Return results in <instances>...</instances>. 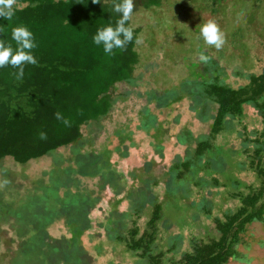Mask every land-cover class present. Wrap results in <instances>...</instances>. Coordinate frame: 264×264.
<instances>
[{
  "label": "trees",
  "instance_id": "16d2710c",
  "mask_svg": "<svg viewBox=\"0 0 264 264\" xmlns=\"http://www.w3.org/2000/svg\"><path fill=\"white\" fill-rule=\"evenodd\" d=\"M119 2L100 0V3L93 4L92 0H16L12 19L0 17V39L11 43L14 50L17 45L12 40V29L20 25L33 33L37 45L32 50L37 64L24 66L22 80H17V69L10 65L0 68V161L10 156L16 163L25 164L59 147L74 144L82 137L81 125L98 120L109 112L115 101L109 89L119 81L132 83L138 60L135 49L138 29L133 28L132 42L124 49H114L112 54H106L102 45L93 43L98 29L108 25L114 27L120 19V14L114 11V4ZM159 2L134 0L133 12L139 6L148 8ZM210 3L213 11H219L214 0ZM203 23L204 19L200 24ZM204 55L209 56L207 53ZM208 62L213 67L211 76L192 71L193 80L183 81L177 88L165 90L163 95L147 92L148 100L156 102L159 107L170 106L176 96L181 100L184 94H190L191 109L197 113V118L211 121L206 134L194 136L185 128L176 134L178 144L186 146V153L169 166L164 190L166 196L187 199L191 184L199 188L224 185L218 175L226 173L229 157L236 152L243 157L237 167L242 169L247 165L257 174L260 182L257 186L248 185L247 191L234 189L230 196L238 204L221 217L212 216L207 201L199 200L196 208L201 205L203 212L212 218L218 235L206 240H193L190 249L183 250L175 264H226L229 260L248 262L250 258L240 250L239 245L245 243L244 236L252 222H264V129L254 130L255 137L251 139L244 138L241 151L215 147L214 143L219 133L232 130L233 119L240 121L246 105L259 109L264 119V70L250 74L247 82L234 86L224 81L223 71L217 68V62L211 58ZM206 101L216 103L213 113ZM57 112L70 121V126L56 119ZM156 122V114L146 107L137 128L147 134L154 130L150 135L155 138L159 129ZM41 132L47 134V139H40ZM237 134L241 132L237 131ZM117 135L121 141L126 138ZM156 149H161V146L156 145ZM115 150L118 151L119 146ZM73 153L75 169L59 164L52 167L49 181H38L36 188L23 197L4 199L5 189L0 188V196L4 199L0 198V217L4 220L12 218V225L19 234L31 230V236L22 242V247L27 252L32 250V246H39L40 250L43 249L41 253L44 248L48 253L59 252L60 248L45 243L44 235L48 223L63 218L75 232L67 245L68 251L74 255L71 256L72 264H83L79 237L90 227L84 218L96 201L83 188L73 184L70 174L97 175L107 181L116 171L104 151L92 156L74 148ZM203 172H207L206 177L201 175ZM2 179L10 182L7 174ZM231 182L237 186L239 180L233 178ZM152 183L156 184L157 180ZM8 187L9 183L4 186ZM129 196V209L117 218L109 217L107 220L108 224L114 222L119 228L106 225V235L109 239L124 242L127 249L139 252L149 264H161V254L156 255L152 251L155 227L162 218L163 205L156 195L148 196L147 186L129 192ZM146 203L152 206L147 221L150 231L139 234L136 219ZM127 219L131 220V227L126 226ZM172 238L178 244L183 237ZM175 249V243L168 247L169 251ZM64 258L70 259L67 254Z\"/></svg>",
  "mask_w": 264,
  "mask_h": 264
},
{
  "label": "rangeland",
  "instance_id": "374dc122",
  "mask_svg": "<svg viewBox=\"0 0 264 264\" xmlns=\"http://www.w3.org/2000/svg\"><path fill=\"white\" fill-rule=\"evenodd\" d=\"M214 2L219 11H213L210 0H160L159 4L148 8L137 7L129 21L133 28L138 29L136 41L137 38L140 41H135L138 60L132 83L119 81L109 89L115 101L107 115L81 125L82 137L74 144L59 147L25 164L16 163L10 156L0 161V182L5 174L10 180L9 187H3L5 195H2L8 200L23 197L36 188L38 181H49V171L58 164L75 169L74 148L92 156L102 151L106 153L111 167L116 171L107 181L97 175L70 174L74 179L73 184L83 188L96 201L84 218L90 227L79 237L83 264H149L139 252L127 249L124 242L109 239L105 230L106 225L119 228L114 222L108 224L107 220L109 217L117 218V215L129 209V192H135L139 187L147 186L148 196L156 195L163 205L162 218L155 227L152 253L161 254V264H175L181 252L190 249L193 240H206L218 235L212 218L203 212L201 205L196 208L199 200L207 201L212 216L221 217L238 204L230 196L234 189L247 191L248 185H259L257 174L247 165L242 169L237 167L243 157L236 152L229 157L226 173L218 175L224 185L199 188L191 184L187 199L169 198L164 191L169 166L186 153V146L178 144L176 134L184 128L194 136L206 134L211 121L197 118V113L191 109L190 94H184L181 100L176 96L170 106L159 107L156 102L148 100L147 92L163 95L165 90L177 88L183 81L193 80L192 71L211 76L212 64L201 62V53H207L217 62V68L223 71L224 81L234 86L247 82L250 74L264 70V0ZM212 18L226 37V43L219 51L207 45L199 32L202 20L205 22ZM206 105L213 113L216 103L206 101ZM146 107L157 117L159 129L155 138L150 135L154 130L147 134L137 128ZM232 124L230 132L219 133L216 137L215 147L241 151L244 138L251 139L255 137L254 130L264 129L261 112L249 105L245 106L240 121L233 119ZM237 131L241 134H237ZM117 134L126 138L121 141ZM156 145H160L161 149L157 150ZM118 146L119 150L116 151ZM206 173L201 175L206 177ZM233 178L239 180L237 186H233ZM149 180H157V183ZM151 210V204L146 203L137 217L139 234L150 231L147 221ZM12 222V218L4 220L0 217V264L73 263L71 256L74 255L68 251L67 245L75 232L65 224L63 218L46 225L45 243L60 248L56 253H48L46 248L41 253L43 249L40 250L39 246H32V250L25 252L22 242L29 239L32 231L19 234ZM126 226H132L130 219H127ZM179 235L183 238L177 244L172 237ZM244 242L239 248L250 260H229L226 264H264V222H252L247 228ZM171 243H175L177 249L169 251ZM65 254L70 257L66 258L69 260H65Z\"/></svg>",
  "mask_w": 264,
  "mask_h": 264
},
{
  "label": "clouds",
  "instance_id": "9594fccd",
  "mask_svg": "<svg viewBox=\"0 0 264 264\" xmlns=\"http://www.w3.org/2000/svg\"><path fill=\"white\" fill-rule=\"evenodd\" d=\"M93 4L100 3V0H92ZM16 0H0V17L11 20L14 15V6ZM134 0H120L114 4V11L120 14V19L116 21L115 26H104L97 30L93 36V43L103 46L106 54H112L114 49H124L125 46L133 41V27L128 24L133 17ZM127 25V26H126ZM200 36L204 42L214 47L217 51L221 50L225 43L226 37L221 30L217 21L212 18L205 21L200 26ZM12 40L15 41L17 47L14 50L11 43H6L0 39V68L11 66L17 69L15 73L17 80L24 77V66L26 64L36 65L37 60L32 54V50L37 46L34 43L33 33L24 25L16 26L12 29ZM139 43V38H137ZM199 60L208 63L210 57L201 53ZM57 120H61L65 126H70V121L62 116L61 113L55 114ZM40 139H47V134L41 132ZM9 183L7 179L0 182V188Z\"/></svg>",
  "mask_w": 264,
  "mask_h": 264
}]
</instances>
